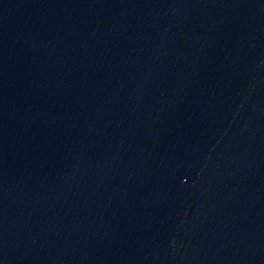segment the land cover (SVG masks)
<instances>
[{
  "label": "water",
  "instance_id": "95a60500",
  "mask_svg": "<svg viewBox=\"0 0 264 264\" xmlns=\"http://www.w3.org/2000/svg\"><path fill=\"white\" fill-rule=\"evenodd\" d=\"M0 264H264V0H0Z\"/></svg>",
  "mask_w": 264,
  "mask_h": 264
}]
</instances>
